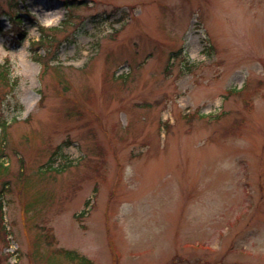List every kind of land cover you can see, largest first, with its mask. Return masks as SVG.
I'll return each instance as SVG.
<instances>
[{
	"label": "rangeland",
	"instance_id": "374dc122",
	"mask_svg": "<svg viewBox=\"0 0 264 264\" xmlns=\"http://www.w3.org/2000/svg\"><path fill=\"white\" fill-rule=\"evenodd\" d=\"M0 64V264H264V0H0Z\"/></svg>",
	"mask_w": 264,
	"mask_h": 264
},
{
	"label": "trees",
	"instance_id": "16d2710c",
	"mask_svg": "<svg viewBox=\"0 0 264 264\" xmlns=\"http://www.w3.org/2000/svg\"><path fill=\"white\" fill-rule=\"evenodd\" d=\"M36 59L39 60L40 57H37ZM8 72H9L8 67L6 65L0 64V80L7 82Z\"/></svg>",
	"mask_w": 264,
	"mask_h": 264
}]
</instances>
